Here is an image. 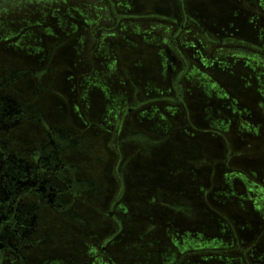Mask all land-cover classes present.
Instances as JSON below:
<instances>
[{
	"label": "rangeland",
	"instance_id": "374dc122",
	"mask_svg": "<svg viewBox=\"0 0 264 264\" xmlns=\"http://www.w3.org/2000/svg\"><path fill=\"white\" fill-rule=\"evenodd\" d=\"M0 63L101 189L65 264H264V0H1Z\"/></svg>",
	"mask_w": 264,
	"mask_h": 264
},
{
	"label": "flooded vegetation",
	"instance_id": "af4514ba",
	"mask_svg": "<svg viewBox=\"0 0 264 264\" xmlns=\"http://www.w3.org/2000/svg\"><path fill=\"white\" fill-rule=\"evenodd\" d=\"M226 41L254 47L219 40ZM48 65L16 69L0 63V264H65L68 247L77 248L83 227L88 226L82 215L83 198L101 190L94 180L82 178L85 143L73 129L50 123L38 106L49 93L41 83L52 72ZM30 78L37 81L35 86ZM32 87L29 100L23 101ZM140 105L137 102L127 112ZM181 210L192 211L189 206ZM97 249L108 264H114L106 248ZM216 251L207 248L189 254Z\"/></svg>",
	"mask_w": 264,
	"mask_h": 264
},
{
	"label": "water",
	"instance_id": "95a60500",
	"mask_svg": "<svg viewBox=\"0 0 264 264\" xmlns=\"http://www.w3.org/2000/svg\"><path fill=\"white\" fill-rule=\"evenodd\" d=\"M1 249H2V246L0 245V261H1Z\"/></svg>",
	"mask_w": 264,
	"mask_h": 264
}]
</instances>
